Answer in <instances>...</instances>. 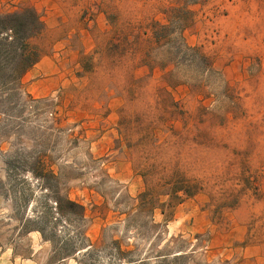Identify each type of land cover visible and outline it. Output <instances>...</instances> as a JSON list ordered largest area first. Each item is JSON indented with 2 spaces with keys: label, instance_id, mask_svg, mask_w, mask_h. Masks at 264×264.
<instances>
[{
  "label": "rangeland",
  "instance_id": "1",
  "mask_svg": "<svg viewBox=\"0 0 264 264\" xmlns=\"http://www.w3.org/2000/svg\"><path fill=\"white\" fill-rule=\"evenodd\" d=\"M111 16L69 83L0 88V264H264V0Z\"/></svg>",
  "mask_w": 264,
  "mask_h": 264
},
{
  "label": "crops",
  "instance_id": "2",
  "mask_svg": "<svg viewBox=\"0 0 264 264\" xmlns=\"http://www.w3.org/2000/svg\"><path fill=\"white\" fill-rule=\"evenodd\" d=\"M122 1L0 0V11L9 4H24L34 7L44 22L40 36L45 37L50 45L46 49H40L39 59L23 76L27 92L33 97L44 96L64 85L66 80L63 77H67V83L69 74L74 79L79 73L75 72L79 63L74 65L73 60L82 52L89 51L91 47L92 51H95L96 43L102 36L105 40L113 37L111 29L117 25V19L113 18L111 13L120 7ZM88 9L94 12V16L87 23L82 12ZM67 61L73 66L71 70L64 68Z\"/></svg>",
  "mask_w": 264,
  "mask_h": 264
},
{
  "label": "trees",
  "instance_id": "3",
  "mask_svg": "<svg viewBox=\"0 0 264 264\" xmlns=\"http://www.w3.org/2000/svg\"><path fill=\"white\" fill-rule=\"evenodd\" d=\"M44 29V22L32 6L0 15V88L17 86L26 71L39 59V51L31 40ZM187 195L194 192L185 189ZM70 206L82 205L66 201Z\"/></svg>",
  "mask_w": 264,
  "mask_h": 264
}]
</instances>
